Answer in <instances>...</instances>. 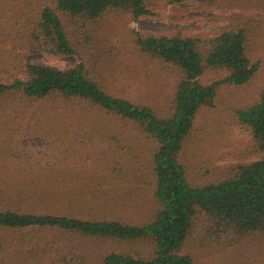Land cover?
<instances>
[{
  "label": "trees",
  "instance_id": "trees-1",
  "mask_svg": "<svg viewBox=\"0 0 264 264\" xmlns=\"http://www.w3.org/2000/svg\"><path fill=\"white\" fill-rule=\"evenodd\" d=\"M168 1L216 4L223 0ZM112 11L134 17L152 12L146 0H50L40 5L28 29L21 33L25 32L31 53L73 54L68 20L95 21ZM258 25L255 17L231 16L212 37L186 36L178 31L136 37V50L144 58L178 69L180 78L166 112L110 93L83 62L65 70L27 62L21 67L24 79L0 81V96L48 101L74 114H94L98 116L91 119L94 132L102 135L115 130L111 138L119 144L118 134L126 126L138 128L156 144L152 153L156 210L141 222L106 214L119 202L118 197L106 193L108 190L103 191L106 181L118 173L114 165L98 170L94 185L100 187L92 188L88 182L76 183L71 175V179L65 178L67 172L62 169L39 162L23 164L32 157L28 153L15 154L24 169L1 163L2 172L15 169L18 175L26 176L0 179V233L6 231L13 240L12 251L18 255L24 245L22 236L15 235L17 231L38 228L62 238L79 239L60 247L71 256L57 254L52 258L65 264L87 262L93 256L99 264H197L183 248L200 214L223 233L244 236L264 232V156L238 164L223 180L203 185L191 183L181 157L199 112L214 105L218 89L222 85H245L257 75L260 63L250 56L249 48ZM209 70L222 71L224 76L205 81L203 76ZM236 111L239 122L249 129L257 149L264 153V86L258 99ZM91 208L103 209L102 214L82 213ZM99 241L101 249L94 247L91 252L89 243ZM82 242L87 253H74ZM2 246L0 251L10 250ZM30 253L35 260L45 257L36 249Z\"/></svg>",
  "mask_w": 264,
  "mask_h": 264
},
{
  "label": "rangeland",
  "instance_id": "rangeland-1",
  "mask_svg": "<svg viewBox=\"0 0 264 264\" xmlns=\"http://www.w3.org/2000/svg\"><path fill=\"white\" fill-rule=\"evenodd\" d=\"M49 1L0 0V81L24 79L21 67L27 62L58 70L83 62L110 93L151 105L159 112L168 110L180 75L172 65L144 58L136 50V37L175 31L186 36L212 37L230 22L231 16L257 18L260 25L253 31L249 48L250 56L260 63L257 75L245 85H222L218 89L214 105L199 112L181 157L191 183L203 185L223 180L234 173L238 164L264 156L249 129L239 122L236 111L258 99L264 86V0H223L216 4L146 0L152 11L147 16L112 11L95 21L68 20L73 54L31 53L25 32H21L28 29L40 5ZM223 76L222 71L209 70L203 79L211 81ZM60 107L48 101L26 102L20 97L0 96V164L8 162L24 169L17 163L15 154L28 153L32 157L23 164L39 162L44 167L62 169L67 172L65 178L71 179V175L76 183L88 182L92 188L100 187L94 185L98 182V170L114 165L118 173L108 180L106 177L103 191L108 190L106 193L118 197L119 202L106 214L114 217L120 214L136 222L149 219L156 210L152 174L154 141L138 128L126 126L118 134L119 144L111 138L115 130L102 135L94 132L91 119L98 116L85 112L74 114ZM1 172L0 179L26 177L18 175L15 169ZM82 193L91 197L85 191ZM101 211L91 208L82 213L99 216ZM15 235L22 236L24 241L18 255L12 251L13 240L6 231L0 233V244L10 249L0 251V264H65L52 258L57 254L68 258L71 255L60 247L79 240L38 228L17 231ZM89 244L91 252L94 247L101 249L100 241ZM33 249L45 257L35 260L30 253ZM183 252L190 254L197 264H264V232L244 236L223 233L207 216L200 214ZM74 253H87L83 242ZM76 264L99 263L93 256Z\"/></svg>",
  "mask_w": 264,
  "mask_h": 264
}]
</instances>
